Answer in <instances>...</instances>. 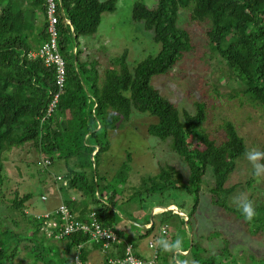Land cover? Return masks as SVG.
Instances as JSON below:
<instances>
[{"label":"trees","instance_id":"1","mask_svg":"<svg viewBox=\"0 0 264 264\" xmlns=\"http://www.w3.org/2000/svg\"><path fill=\"white\" fill-rule=\"evenodd\" d=\"M155 4L151 7L136 1L132 19L152 32L153 40L160 44L159 51L132 66L126 48L111 58L101 73L98 59L83 60L80 39L95 36L103 15L118 10V0H61L58 29L60 50L66 60V84L48 115L58 91L57 71L41 58L29 56L48 38L46 0H0V209L4 212L0 215V264H23L25 258L26 264H76L77 255L82 264H87L86 246L77 250L79 245L91 243L102 250V244L90 240L82 230L63 234L66 223L59 207L67 206L75 221L88 225L95 212L104 227L113 228L118 189L108 182L104 157L113 146V132L130 123L135 112L156 117L148 133L169 141L172 159L175 155L182 162L178 167L167 163L156 175L143 174L135 190L141 201L154 193L168 191L170 195L171 190H186L195 196L190 206L184 199L164 202L186 212L188 224H194L204 195L203 178L212 167L215 180L209 201L243 221L250 233L264 234V202L253 201L252 194L247 196L257 211L251 222L244 220L234 203L238 188L243 190L244 184L252 188L256 182L252 169L244 184L227 186L249 149L235 123L224 121L225 137L218 138L204 125L205 103L197 102V113L191 114L180 110L152 84L157 75H174L172 71L196 49L190 31L180 25L188 15L191 21L206 26L207 40L199 61L209 70L217 93L245 98L264 113V0H156ZM222 78H226L225 86ZM19 146H28L36 153V159L27 165L37 174V186L43 191L40 198L49 204L45 210L31 205L33 190L23 194L17 189L13 197L5 194L4 187L10 183L5 162ZM122 158L113 179L119 185L129 180L133 153L125 151ZM57 160L64 161L65 171H53ZM83 200L86 202L82 205ZM87 212L90 214L85 217ZM172 219L187 223L185 216L162 210L156 218L160 220L159 235L168 233ZM157 225L154 222L138 237H128L124 232L119 235L136 248L145 237L155 244ZM235 226L239 228L240 222ZM201 238L193 241L190 253L202 246ZM125 246V242L114 244L112 253L124 256ZM160 252L158 247L161 258ZM218 254L212 256L211 263ZM193 260L197 261V256ZM161 264H176V260Z\"/></svg>","mask_w":264,"mask_h":264},{"label":"rangeland","instance_id":"2","mask_svg":"<svg viewBox=\"0 0 264 264\" xmlns=\"http://www.w3.org/2000/svg\"><path fill=\"white\" fill-rule=\"evenodd\" d=\"M136 1L138 0H118V10L113 14L105 13L103 15L98 32L91 42L89 41L88 46L93 47V52L95 47L100 44L103 45L102 50H99L98 47L94 52L99 60L101 73L108 66L109 60L121 55L126 48L129 49L128 61L132 66L150 54L157 53L160 49V44L152 38V32L146 31L143 23L134 22L132 19V6ZM142 1L151 7L156 5V0ZM180 25L190 31L192 42L197 47L188 53L183 62L172 71L174 75H157L153 77L152 84L161 91L162 95L174 102L180 110L185 109L191 114L197 113V102L205 103L207 119L204 125L214 136L218 138L225 137L222 127L223 122L231 120L237 126L241 136L245 138L249 149L257 148L264 151L263 111L245 98H229L223 96L222 93H217L209 70L203 66L201 67L202 61H199L203 48L202 44L207 40L206 26L191 21L188 15L183 16ZM84 38L80 39V48L85 52L84 43H82ZM180 67H183V69L181 70ZM220 82L225 86L226 78H222ZM225 91V89L222 90V92ZM155 121L156 117L149 113L135 112L129 121L130 123L113 132V146L111 151L105 154V166L102 165L108 170V182L117 186L118 189V210L114 214L115 220L112 227L118 234L124 232V235L126 234L128 237L134 234L138 237L145 233L144 223L152 220L151 209L154 204L167 205L164 201L171 202L175 200L179 202L184 199L190 206L195 202L194 195L181 189L171 190L170 195L168 191L164 194L154 193L150 199L147 200L146 198V201H141L142 196L135 193L143 174L156 175L163 167H166L167 163H174L177 167L178 165L182 166V162L178 157L173 155L172 159L171 153L173 152L169 147V141H161L148 133L149 125ZM128 150L133 153L132 173L126 184L119 185L113 180L114 174H116L117 168L123 160L122 156H125V151L128 152ZM35 159L36 153L30 151L28 146L24 148L21 146L15 147L9 153V159L5 164L10 183L5 185L4 191L7 197H13L17 189L23 194L33 190L34 196L30 201L31 205L42 211L47 209L49 204L40 198L43 191L37 186V174L34 173L32 166L27 165V162ZM64 165L63 160H57L53 171H65ZM250 169H252V166L243 157L235 172L231 174L227 186L244 184L250 178ZM31 174H35V176ZM214 180V170L212 167H208L203 178V194L205 196H201V206L199 205L196 218L193 219L194 224H187V227L186 223L182 224L177 220H169L168 233L161 232L158 238L164 236L169 241L180 238L182 239V248L190 252L193 241L197 242L198 236H201L202 246L200 248H195L186 257L182 255L177 257L179 260H188L189 264L194 261L193 259H196V256L198 258L195 261L196 264H210V260L216 252L219 254L214 257L215 259L211 264H264V234L254 235L252 232L250 233L243 225V221L235 220L237 219L236 216H231L228 212L214 206L209 201L208 194L210 188L213 187ZM244 186L243 190L237 189L236 197L241 193L247 196L252 194L253 201L264 202V179H256L252 188H247L245 184ZM44 193L47 194L48 192L44 191ZM85 202L83 200L82 205ZM232 205L234 204L232 203ZM81 207L84 208L85 206ZM161 208L165 209L158 206L154 211L161 210ZM172 208L176 207L172 206ZM3 214V210L0 209V215ZM89 214L90 212H87L85 217H88ZM237 222H240L239 228L235 226ZM10 226L13 227V225ZM216 231H220L221 234H216ZM148 240L149 238L145 237L142 240L140 239V242L148 243ZM220 250L221 252H219ZM160 251L163 256L159 259V263L168 261L171 263L176 260L173 254L163 252L161 249ZM103 253L105 256L110 257L112 250ZM167 254H169V257L165 259L164 256ZM102 257L103 255H100V253L98 257H93L91 250L88 252L91 264L94 262L103 264L100 260ZM27 260L28 258H25L23 264H26Z\"/></svg>","mask_w":264,"mask_h":264},{"label":"built area","instance_id":"3","mask_svg":"<svg viewBox=\"0 0 264 264\" xmlns=\"http://www.w3.org/2000/svg\"><path fill=\"white\" fill-rule=\"evenodd\" d=\"M59 3L61 4V0H46L48 38L42 43L38 50L31 51L29 53L31 58H41L46 66H54L57 71L58 91L49 105L48 115L54 111L59 97L64 91L67 74L66 60L62 54V51L60 50L59 45ZM76 50V48L73 49L74 52H76ZM59 211H61L63 214V219L66 223L62 231V233L65 235H70L72 232L82 230L84 233L89 234L90 240L101 243L102 251L105 253H107L109 250H112L113 252V249H115L113 248L114 244H120L122 242L126 243L124 256L117 257L111 254L110 257L106 258L108 264H157L158 252L156 250V245L152 241L148 243L149 248L152 249L151 256L144 257L136 249L134 243L122 238L113 228L104 227L98 221L95 212L92 213L93 220L88 225L80 221H75L67 206H60ZM51 225H56V223H52ZM85 245L86 244L79 245L77 250ZM75 260L76 264H82V261L78 255L75 257Z\"/></svg>","mask_w":264,"mask_h":264},{"label":"clouds","instance_id":"4","mask_svg":"<svg viewBox=\"0 0 264 264\" xmlns=\"http://www.w3.org/2000/svg\"><path fill=\"white\" fill-rule=\"evenodd\" d=\"M244 157L248 161V163L252 166L253 178L257 179V180L264 179V151L259 150L257 148H250V149H247L245 151ZM234 203L236 204L237 209L240 211L241 215L243 216V218L246 222L253 221L254 218L257 216V211H256V208L254 206V202L252 200H250L246 194L241 193L239 196L235 197ZM162 206L165 208L164 210H168L166 207L172 208V206H174V205L167 206V205L162 204ZM176 208H172V210H174L173 212L176 211L177 213L185 216L186 222H187L186 225H187L189 223L188 215L186 214V212L180 210L179 208H177V209ZM195 222H196V220H195ZM188 225H190V224H188ZM188 225H187V227H188ZM162 231H164V230L162 229ZM148 243H149V241H148ZM155 244H156L157 252H158V247H159L163 252L173 254L176 257V264H189L188 260L177 259V257H179L180 255L185 256V257L190 255L189 251L188 252L183 251L182 239L177 238L175 241H169L164 236H161L160 238H158L155 241ZM148 248H149V245H148ZM150 250L152 253V249H150ZM151 253L149 256H151ZM112 255H113V253H112ZM142 256H144V255H142ZM144 257H147V256H144ZM106 258H107V256H106ZM159 258H160V254L158 253L157 263H159ZM105 261H106V259H105ZM191 264H196V262L192 261Z\"/></svg>","mask_w":264,"mask_h":264},{"label":"crops","instance_id":"5","mask_svg":"<svg viewBox=\"0 0 264 264\" xmlns=\"http://www.w3.org/2000/svg\"><path fill=\"white\" fill-rule=\"evenodd\" d=\"M95 37V36H94ZM93 38V37H92ZM92 38H84L83 39V41H82V43H84V45H83V48L85 49V52L83 53V56H82V58H83V60H89V59H91V58H96V59H98L95 55H94V52H95V50L98 48L99 50H102V47H103V45H99V46H97V47H95L94 48V52L92 51V49H93V47H91V46H88V44L91 42V40H92ZM90 41V42H89ZM87 43V44H86ZM158 206H161V207H163L162 206V204H154L153 205V207H158ZM152 207V209H151V213H152V220L151 221H146V222H149V224H147V225H145V227L146 228H150L151 226H152V224L155 222L156 224L158 223V225H157V228L154 230V234H158L159 235V230H160V228H161V226H159L160 225V220H156V215H159V213H161L160 211H162V210H164L163 208H161V210H157V211H154V209L155 208H153ZM156 216V217H155ZM145 222V223H146ZM144 223V224H145ZM124 225L125 226H127V224L126 223H124ZM133 236H136L135 234L134 235H131V237H133ZM86 247V250L89 252L90 250H91V253H93V257H98V254L100 253V255L102 254L103 255V257L102 258H100V260H101V262L103 263V264H105L104 262H105V259H106V256L104 255V253L102 252V250L100 249V247H96L95 246V244H91V243H88L87 245H85ZM97 248H99V250H97ZM142 255H144V256H149L150 255V253H151V250L148 248V243H141V242H139L138 243V245H137V248H136ZM114 255H116L117 256V253L115 252V253H113ZM87 258H88V253H87ZM90 260H89V258H88V260H87V264H91V261L89 262ZM93 264H96V262H94ZM157 264H161V263H157Z\"/></svg>","mask_w":264,"mask_h":264},{"label":"water","instance_id":"6","mask_svg":"<svg viewBox=\"0 0 264 264\" xmlns=\"http://www.w3.org/2000/svg\"><path fill=\"white\" fill-rule=\"evenodd\" d=\"M168 210H172V208H170V207H166ZM172 211H174V210H172ZM176 212V211H175Z\"/></svg>","mask_w":264,"mask_h":264}]
</instances>
